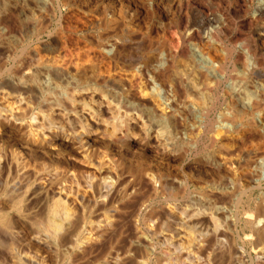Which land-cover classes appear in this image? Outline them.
Here are the masks:
<instances>
[{
	"label": "bare ground",
	"instance_id": "obj_1",
	"mask_svg": "<svg viewBox=\"0 0 264 264\" xmlns=\"http://www.w3.org/2000/svg\"><path fill=\"white\" fill-rule=\"evenodd\" d=\"M142 34L144 143L96 47ZM0 264H264V0H0Z\"/></svg>",
	"mask_w": 264,
	"mask_h": 264
},
{
	"label": "clouds",
	"instance_id": "obj_2",
	"mask_svg": "<svg viewBox=\"0 0 264 264\" xmlns=\"http://www.w3.org/2000/svg\"><path fill=\"white\" fill-rule=\"evenodd\" d=\"M191 21H189V24ZM189 24L185 25V30L180 32V37L183 38L184 46L185 48H188L190 45H192L193 42L202 43V36L206 35L208 30L211 27H208L206 30L203 31L201 34L200 30L197 27H189ZM219 27V26H218ZM217 27V30H218ZM196 34L195 38L193 39V34ZM145 39H148L144 34L141 35L140 41H132L128 36H121V35H110L104 38H101L100 36H97L96 38V47L103 51L104 46H107L110 50H112V55L108 58L109 62L115 65L114 71L110 74L109 80H103L97 85V89L103 93H107L109 96H111V89L113 87H121L124 90V108L128 109L125 116V128L123 131L120 132V137H122L123 140L129 141L132 139H139L141 143H144V140L146 138V133L148 130H150L147 126H145L143 129H141V132L143 134H137L136 128H139L140 125L143 123V121H140V118L136 116V113L139 112L141 115H144L148 109H146L143 105L145 104L144 101L138 99L136 94V87L137 84L135 83V79L144 76L146 77V81H152V80H159L161 84H166L169 73L167 72H160L158 70V66L154 63L153 59H142L134 64L127 63L124 61V58L126 54L130 50V46L135 43L137 45L142 46L143 41ZM155 51V50H153ZM165 53H161V56L163 57ZM174 59V57H173ZM124 68L130 69V71L125 72ZM103 75V74H101ZM119 76V79H112L111 77ZM129 77H132L133 79L130 81L132 84L131 88L125 87L121 82L124 80H128ZM99 79V77H97ZM111 82V85L110 83ZM141 87L143 85H140ZM97 89H91L93 94L96 93ZM115 99V97H112ZM95 118V122L97 124L103 123V121L100 119L98 115L95 113L93 114ZM139 121V123H138ZM149 123H152L151 119L149 120ZM132 124L135 125L131 130L128 129L127 125ZM91 134V133H90ZM98 136H103L107 139H115V141L120 140L121 138L114 137L113 133H109L107 130H105L103 133H97ZM47 139V137H45ZM133 154H135V151H133ZM165 165L169 167V169L172 166H182L178 160H168L164 159L163 163L160 165L161 168H163Z\"/></svg>",
	"mask_w": 264,
	"mask_h": 264
},
{
	"label": "rangeland",
	"instance_id": "obj_3",
	"mask_svg": "<svg viewBox=\"0 0 264 264\" xmlns=\"http://www.w3.org/2000/svg\"><path fill=\"white\" fill-rule=\"evenodd\" d=\"M55 27V25L53 24L50 28H49V30L50 31H53V28ZM42 40H45V36H43L42 37V39H40V41H42ZM18 51L19 50H17V56L18 55H20V54H18ZM26 52H29V51H26ZM29 55V53H26L25 55ZM23 57L24 58H21L20 59V62L19 63H21V61L23 62L25 59V61H27L28 60V56H24L23 55ZM20 58V57H19ZM24 59V60H23ZM17 63V62H16ZM25 63V62H24ZM12 65V61H9L8 62V66H11ZM18 71V70H17ZM258 196V192L257 191H253V192H251L250 193V201H252V200H254L256 197ZM244 201H247V199L246 198H244ZM157 204H159V202H155V203H150V204H147V209L145 210V212H147V211H149V210H152V208L153 207H155ZM120 247H122L121 245H117L115 248L116 249H120Z\"/></svg>",
	"mask_w": 264,
	"mask_h": 264
}]
</instances>
